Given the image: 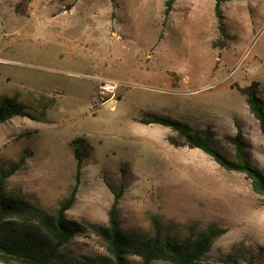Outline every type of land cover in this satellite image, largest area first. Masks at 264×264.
<instances>
[{
  "label": "rangeland",
  "instance_id": "374dc122",
  "mask_svg": "<svg viewBox=\"0 0 264 264\" xmlns=\"http://www.w3.org/2000/svg\"><path fill=\"white\" fill-rule=\"evenodd\" d=\"M0 0V101L13 98L34 121L0 125V169L26 157L5 184L9 198L55 215L77 183L72 142L85 141L78 193L67 218L106 227L115 195L120 227L177 240L216 235L204 264H227L242 246L264 264V198L244 174L198 148L175 147L178 133L153 116L208 134L235 159L244 151L264 173V136L247 97L264 101V0ZM106 84L110 89H104ZM183 142V141H181ZM122 188V189H121ZM103 252L89 230L69 255Z\"/></svg>",
  "mask_w": 264,
  "mask_h": 264
},
{
  "label": "trees",
  "instance_id": "16d2710c",
  "mask_svg": "<svg viewBox=\"0 0 264 264\" xmlns=\"http://www.w3.org/2000/svg\"><path fill=\"white\" fill-rule=\"evenodd\" d=\"M177 1H166L165 19H168ZM228 1L230 0H215V15L222 35L226 33L222 6ZM259 87L258 83H252L242 89L241 93L247 97L251 113L264 136V101L260 97ZM15 117L34 121L42 119L16 99L3 98L0 101V125ZM147 123L169 127L178 133V138H169L171 145L198 148L226 171L244 174L251 182L252 191L264 198V173L252 164L244 151L241 134L235 140V159H231L215 148L208 134L192 132L178 121L153 116ZM85 145L81 138L72 142L77 161V183L55 215L44 213L23 200L6 196L5 184L23 167L25 156L8 169H0V264H204V258L217 235L213 230L203 233L195 241L172 238L163 232L158 223L154 224L153 232L148 235L125 231L120 227L117 217L122 190L117 192L111 185L108 186L114 193L115 200L106 227L87 228L76 221H70L67 211L73 206L78 193L86 155ZM89 230L94 231L101 240L103 252L95 255H69L67 251L76 239L88 235ZM255 259L251 252L238 246L227 264H256Z\"/></svg>",
  "mask_w": 264,
  "mask_h": 264
},
{
  "label": "bare ground",
  "instance_id": "6f19581e",
  "mask_svg": "<svg viewBox=\"0 0 264 264\" xmlns=\"http://www.w3.org/2000/svg\"><path fill=\"white\" fill-rule=\"evenodd\" d=\"M104 89L109 90V89H110V85H109V84H106V85L104 86Z\"/></svg>",
  "mask_w": 264,
  "mask_h": 264
}]
</instances>
